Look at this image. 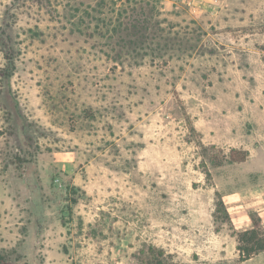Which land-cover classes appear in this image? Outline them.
Segmentation results:
<instances>
[{"label":"rangeland","instance_id":"rangeland-1","mask_svg":"<svg viewBox=\"0 0 264 264\" xmlns=\"http://www.w3.org/2000/svg\"><path fill=\"white\" fill-rule=\"evenodd\" d=\"M254 227L264 0H0V264H238Z\"/></svg>","mask_w":264,"mask_h":264},{"label":"trees","instance_id":"trees-1","mask_svg":"<svg viewBox=\"0 0 264 264\" xmlns=\"http://www.w3.org/2000/svg\"><path fill=\"white\" fill-rule=\"evenodd\" d=\"M146 6L150 5L149 2H144ZM144 4L139 8L133 7L131 10L124 11V17L131 18L130 24L127 29H132L133 35L136 38L142 36L149 28V22L151 16H148L144 9ZM128 20V19H127ZM131 31V32H132ZM148 38V36L146 37ZM248 151L243 149H235L231 148L228 152V160L231 162H243L247 159ZM219 213L224 214L225 219H229L228 213L224 206V201L222 200L220 194L216 192V201L214 208V221ZM260 227H254L253 229L245 230L242 232H236L237 236V245L236 248L239 251L240 259L244 260L249 258L252 254L259 250H264V237H260ZM162 254V253H161ZM151 264H176V263H168L165 262L160 257H156L153 259Z\"/></svg>","mask_w":264,"mask_h":264},{"label":"crops","instance_id":"crops-1","mask_svg":"<svg viewBox=\"0 0 264 264\" xmlns=\"http://www.w3.org/2000/svg\"><path fill=\"white\" fill-rule=\"evenodd\" d=\"M238 264H264V250L240 261Z\"/></svg>","mask_w":264,"mask_h":264}]
</instances>
